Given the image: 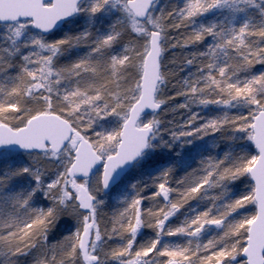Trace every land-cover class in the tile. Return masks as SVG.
Listing matches in <instances>:
<instances>
[{
  "label": "snow or ice",
  "instance_id": "snow-or-ice-1",
  "mask_svg": "<svg viewBox=\"0 0 264 264\" xmlns=\"http://www.w3.org/2000/svg\"><path fill=\"white\" fill-rule=\"evenodd\" d=\"M0 264H264V0H0Z\"/></svg>",
  "mask_w": 264,
  "mask_h": 264
}]
</instances>
